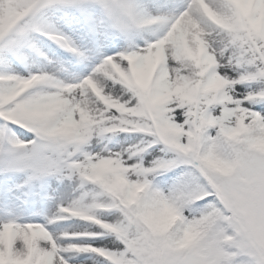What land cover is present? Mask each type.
<instances>
[{"label": "snow or ice", "instance_id": "6c2138e0", "mask_svg": "<svg viewBox=\"0 0 264 264\" xmlns=\"http://www.w3.org/2000/svg\"><path fill=\"white\" fill-rule=\"evenodd\" d=\"M0 264H264V0H0Z\"/></svg>", "mask_w": 264, "mask_h": 264}, {"label": "rangeland", "instance_id": "374dc122", "mask_svg": "<svg viewBox=\"0 0 264 264\" xmlns=\"http://www.w3.org/2000/svg\"><path fill=\"white\" fill-rule=\"evenodd\" d=\"M18 135H19V133H18Z\"/></svg>", "mask_w": 264, "mask_h": 264}]
</instances>
